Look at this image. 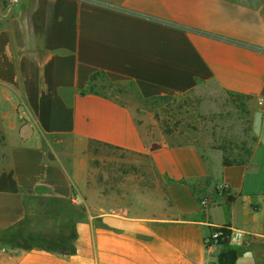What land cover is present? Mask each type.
Masks as SVG:
<instances>
[{
    "label": "crops",
    "instance_id": "1",
    "mask_svg": "<svg viewBox=\"0 0 264 264\" xmlns=\"http://www.w3.org/2000/svg\"><path fill=\"white\" fill-rule=\"evenodd\" d=\"M0 7V264H219L215 227L244 233L236 264H264V3L234 0H19ZM149 100L203 84L248 98L246 164L193 144L154 146L133 109L82 95L96 73ZM102 143L150 158L159 183L104 194ZM226 184L230 195L218 185ZM233 197L229 201L227 197ZM210 198L212 205L201 201ZM46 215L35 226L33 216ZM52 223L57 224L55 227ZM66 241L71 255L4 233ZM28 247V248H24Z\"/></svg>",
    "mask_w": 264,
    "mask_h": 264
},
{
    "label": "rangeland",
    "instance_id": "2",
    "mask_svg": "<svg viewBox=\"0 0 264 264\" xmlns=\"http://www.w3.org/2000/svg\"><path fill=\"white\" fill-rule=\"evenodd\" d=\"M5 0H0V7ZM262 4L264 0H234ZM95 90L131 107L138 122L154 136L157 146L197 145L205 150L225 140L243 141L252 110L248 99L235 97L210 84H203L191 93L164 96L165 99H142L132 83H109L100 76ZM91 182L104 194L125 192V188L146 189L159 183L150 158L118 148L92 144L90 151ZM35 226L45 225L46 215L33 216ZM55 227L57 224L52 223Z\"/></svg>",
    "mask_w": 264,
    "mask_h": 264
},
{
    "label": "trees",
    "instance_id": "3",
    "mask_svg": "<svg viewBox=\"0 0 264 264\" xmlns=\"http://www.w3.org/2000/svg\"><path fill=\"white\" fill-rule=\"evenodd\" d=\"M100 76L106 78L103 73L98 72V73L94 74L91 77L87 88L85 90H83L81 92V94L82 95H87V94L100 95V93H98L95 90V87H96L95 83H96L98 77H100ZM103 95L108 96L106 94H103ZM231 95H233L235 97H241V96H237L234 94H231ZM165 98H167V97L160 96V97H156L153 99H165ZM241 98H245V97H241ZM245 99H248V98H245ZM248 124H250V121ZM245 133H247V135L243 141L225 140V141L219 142L216 145V147H214L215 149H217L223 153L224 161L228 165L246 164L249 162V160L252 156L253 144L255 142V138L251 135L250 125H249L248 129L245 131ZM95 144H101V145L109 146V145L98 143V142ZM109 147H111V146H109ZM227 199L230 202L234 200V198L230 197V196H228ZM15 232H16V230H10V231L4 233L2 240L6 243H10V245L25 246V245H21V244L22 243H24V244H37L39 242V240H41L43 238V241L47 244L45 249L50 251V252H56V253H60L63 255H71L75 252V249L71 246V244H69L68 242L66 243V241H64V240H60L57 243V242L48 241L47 239H45L41 235H26V234L16 235ZM228 238H229V235H225L224 238L222 239L221 244L227 246V248L220 252V254L218 256L219 264H236L238 257L241 253V250L238 247H236L235 245H231L229 243ZM24 248H28V247H24Z\"/></svg>",
    "mask_w": 264,
    "mask_h": 264
},
{
    "label": "built area",
    "instance_id": "4",
    "mask_svg": "<svg viewBox=\"0 0 264 264\" xmlns=\"http://www.w3.org/2000/svg\"><path fill=\"white\" fill-rule=\"evenodd\" d=\"M18 2L19 0H8V8L12 9L18 4ZM258 103L261 108H264V99H259ZM217 189L223 195H230L229 187L226 184L218 185ZM201 205L203 207H209L210 205H212V201L210 198H205L201 201ZM225 235H229L228 241L231 245H237L238 242L244 238V233L242 231L226 226L215 227L204 239L205 247L208 249L219 247L220 245H222V239Z\"/></svg>",
    "mask_w": 264,
    "mask_h": 264
}]
</instances>
